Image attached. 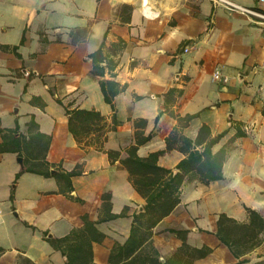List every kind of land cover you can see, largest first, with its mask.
Segmentation results:
<instances>
[{
    "label": "crops",
    "instance_id": "obj_1",
    "mask_svg": "<svg viewBox=\"0 0 264 264\" xmlns=\"http://www.w3.org/2000/svg\"><path fill=\"white\" fill-rule=\"evenodd\" d=\"M232 1L264 11V0ZM99 47L101 72L93 73L89 54ZM215 68L228 76L226 83L213 79ZM169 88L180 90L167 104L172 111L198 113L186 126L159 113ZM72 108L103 117L102 130L83 137L86 144L67 128ZM140 119L145 125L135 127ZM203 123L211 136L224 132L211 147H226L222 176L207 184L185 177L179 202L153 227L152 243L167 257L181 244L167 228L186 229L188 245L210 248L191 264H228L238 258L216 235L218 214L247 222L248 207L264 218V23L210 0H0V264H17L19 255L35 264H65L45 235L81 226L82 214L96 220L105 192L111 212L128 206L125 216L95 224L105 237L92 243L93 261L109 264L110 246L126 238L144 200L105 150L123 157L135 129L152 132L137 154L163 150L158 164L175 170L187 153L179 135L193 140ZM174 128L176 140L167 149ZM37 136L48 138L42 154L50 171L79 165L72 197L58 191L53 176L22 171L15 177L24 168L16 157L25 154L14 151V139ZM260 235L259 244L239 256L248 259L241 264L264 260Z\"/></svg>",
    "mask_w": 264,
    "mask_h": 264
},
{
    "label": "trees",
    "instance_id": "obj_2",
    "mask_svg": "<svg viewBox=\"0 0 264 264\" xmlns=\"http://www.w3.org/2000/svg\"><path fill=\"white\" fill-rule=\"evenodd\" d=\"M93 61L92 72L100 73L97 64L103 59L101 48L89 54ZM109 68L113 64L109 61ZM102 84V83H101ZM103 89L104 98L110 102L107 91ZM180 94L179 89L169 88L164 93L165 105L159 113L167 112L177 120V124L186 126L189 121L196 117L198 113L179 115L168 107V102L174 100ZM67 128L73 135L75 141L82 145L83 137L89 130L94 129L100 132L103 128L102 115L94 109L72 108L66 109ZM158 115L155 117L157 120ZM113 125L116 120L113 118ZM145 119L135 122V127L144 126ZM111 126V128L113 127ZM177 129L174 128L165 138L166 148H171L176 140ZM224 132L215 136L210 135L209 127L201 124L193 140L179 135L181 149L187 153L176 164L175 170L159 165L158 156L163 150L149 152L145 156H139L136 152L139 144L147 141L152 132L143 134L135 129L134 142L126 148L125 156L121 157L119 151L105 150L110 162L118 160L127 170L128 178L136 192L143 198L140 211H134L131 215L129 232L122 242L114 241L109 248L107 263L109 264H191L195 257H201L210 252V248L202 246L200 248L191 247L185 242L186 229L169 227L167 230L173 232L180 240L181 244L167 257L161 256L158 249L152 243L153 227L164 216H166L179 202V189L185 177H195L200 182L207 184L211 180L219 179L222 176L221 166L226 157V147L222 146L216 151L211 147L215 144ZM41 133H38L40 137ZM235 135H241L237 132ZM30 138L20 143L14 139V151L18 155L24 152V168L17 172V178L22 171H31L44 176H53L58 184V191L70 195L73 190L71 177L81 171L79 165L70 170H55L50 173L48 163L43 160V150L47 147L48 138ZM199 146V147H197ZM28 158L31 159L28 163ZM101 216L96 220L88 218L87 214H82V225L71 228L66 234L60 237H48L45 239L51 246L59 250L65 258V264H97L93 261L92 243H101L105 233L96 227V223L106 221L117 216H125L127 205L119 213L110 211V194L108 192L101 195ZM248 213L247 222H238L225 213H219L217 218L216 235L224 243L231 253L238 258L237 261L228 264H241L247 262V258H239L246 250L256 246L261 241L264 233V218L254 209L246 207ZM46 234V233H45ZM3 248L0 247V253ZM17 264H35L30 258L19 255ZM249 264H264V260L255 261Z\"/></svg>",
    "mask_w": 264,
    "mask_h": 264
},
{
    "label": "built area",
    "instance_id": "obj_3",
    "mask_svg": "<svg viewBox=\"0 0 264 264\" xmlns=\"http://www.w3.org/2000/svg\"><path fill=\"white\" fill-rule=\"evenodd\" d=\"M213 5H218L224 7L229 11H234L242 14H246L252 17L253 22L255 23H264V11L253 9L239 3H236L232 0H210ZM188 47H183V51H187ZM212 77L215 81L220 83H226L228 76L223 74L220 69L215 68L212 74Z\"/></svg>",
    "mask_w": 264,
    "mask_h": 264
},
{
    "label": "water",
    "instance_id": "obj_4",
    "mask_svg": "<svg viewBox=\"0 0 264 264\" xmlns=\"http://www.w3.org/2000/svg\"><path fill=\"white\" fill-rule=\"evenodd\" d=\"M16 160L19 163L20 167L22 168L23 167V159H22V157L21 156H17ZM54 171L55 170L52 169L50 172L53 173ZM141 209H142V207L138 206V211H140ZM14 214H16V213L14 212ZM50 236H51V234H48V237H50Z\"/></svg>",
    "mask_w": 264,
    "mask_h": 264
}]
</instances>
